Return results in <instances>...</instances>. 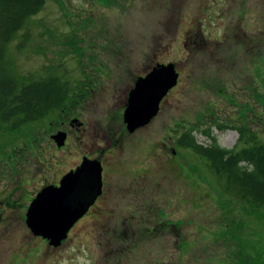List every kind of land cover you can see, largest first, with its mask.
<instances>
[{
    "label": "rangeland",
    "instance_id": "1",
    "mask_svg": "<svg viewBox=\"0 0 264 264\" xmlns=\"http://www.w3.org/2000/svg\"><path fill=\"white\" fill-rule=\"evenodd\" d=\"M189 29L223 42L214 47L199 39L196 52L187 54L178 42ZM262 44L264 0H46L9 45L11 68L23 83L60 77L74 92L68 106L82 121L119 130L120 100L111 99L122 96L118 90L133 73L160 61L173 63L180 74L146 129L107 157L115 167L109 180L125 191L109 198V209L119 205L120 218L128 216L127 193L133 187L128 183L143 173L155 230L135 225L134 241L99 246L82 221L58 248L30 233L25 213L41 184L60 159L63 173L82 155L78 132L71 146L49 150L46 140L61 119L54 113L14 132L0 127V264H264V211L226 190L205 159L176 144L193 128L197 143L208 145L201 131L215 124L210 123L215 116L229 127L244 123L264 144V107L257 103L264 97ZM102 64L111 69L106 77ZM93 68L107 87L93 92L98 96L88 98L85 113L77 88L93 78ZM242 112L245 118L239 119ZM212 136L225 149L237 144L233 129L213 127ZM171 150L179 157V170L164 159ZM54 152L57 157L51 158Z\"/></svg>",
    "mask_w": 264,
    "mask_h": 264
},
{
    "label": "trees",
    "instance_id": "2",
    "mask_svg": "<svg viewBox=\"0 0 264 264\" xmlns=\"http://www.w3.org/2000/svg\"><path fill=\"white\" fill-rule=\"evenodd\" d=\"M45 4L46 0H0V127L9 126L12 132L54 113L61 116L68 107L70 96L74 95L71 87L58 76L50 75L23 83L15 78L11 68L9 45L24 30L27 21L42 11ZM240 30L245 32L246 29L242 25ZM259 40L262 41V38L257 39V44ZM200 41L209 46L208 39L200 38ZM222 42L211 40L214 47ZM236 44L238 47L243 45L240 42ZM247 44L250 46L249 41ZM261 97V100L258 97L257 103L260 102L264 107V97ZM247 112H252L250 107ZM238 117L245 118L243 112ZM212 122L215 124L201 131L209 141L208 145L197 143L193 128L185 130L176 144L205 159L215 176L224 180L226 190L234 191L255 211H264V144L244 123L229 127L225 123H218L216 116ZM213 127L219 132L235 130L238 133L237 144L231 149L220 147L212 136Z\"/></svg>",
    "mask_w": 264,
    "mask_h": 264
},
{
    "label": "flooded vegetation",
    "instance_id": "3",
    "mask_svg": "<svg viewBox=\"0 0 264 264\" xmlns=\"http://www.w3.org/2000/svg\"><path fill=\"white\" fill-rule=\"evenodd\" d=\"M192 29L183 31L180 40L178 42L179 45H181L182 51L186 52L187 54L192 51H196V46L198 45V41L200 38L208 39L211 42V33H209L208 37L203 35L200 31L196 34H193ZM218 41V40H216ZM180 50V49H179ZM168 64H173L170 62H160L156 61L154 64L149 63L148 66L143 68L142 70L138 71V74L133 73L132 79L129 83L123 84V88H119L118 91L121 92L120 97L116 96V98L112 97L111 100L114 102H117L120 100V106L116 112V116L120 114L122 118V125L119 130L114 129L112 127L108 128H102L100 127L98 122V125H92L89 121L81 120L77 116V111L75 109H71V106H68L66 110L63 111V114L60 116L61 119L59 121L58 127L54 129V131L49 135V139L46 140V145H48L49 150L51 147L55 149V151H60L65 149L68 146H71L72 143V136L76 135L77 132L80 135V142L83 145L82 147V155L77 154V157H79L77 163L72 166L71 168H68L62 173V166L57 167L60 165V163H64L63 159H60L57 162V165L55 169H53L50 173V180L46 179L45 184L40 189V191L48 186H52L55 188H58L60 186V181L68 173L75 172L83 163L84 160L92 162H98L101 168V191L100 194L97 196L93 204H91L85 214L73 225V227L79 223V222H87L91 226V230L93 231L94 241L96 245L99 246H107V245H118L122 244L124 242L128 243L131 240H135V238H132L134 233L135 225L139 227V229H143L144 231L146 228L149 227L150 229L155 230L153 226L151 225V221L153 217L152 214V207H151V197H149L146 181L143 179V173L136 172L137 176H133L130 179V183H128L129 189L132 187V189L127 193L129 194V201L127 202L128 209L125 211V215L128 214V216L121 219L118 212H121L117 209V207H113L112 209H109L110 199L115 195H118V193L125 194V191L120 188V185L114 182L112 179L109 180L110 175L108 174L111 170H113L115 167H113V164L111 161L107 159L109 155H113V153L116 152V149L119 147L120 143L125 141L126 138H132V136H135L136 134L142 132L146 127L151 123L152 119L147 125L136 128L132 132H129L127 130L126 124L123 122V114L124 111L128 105V99L130 96V93L135 89L136 83L140 79H144L148 74L152 72L154 68L157 66H165ZM102 71L105 74V77L108 76V73H110V68H105V64H102ZM174 65V64H173ZM175 68V66H174ZM96 70V71H95ZM175 72L178 75L177 83L176 85L171 88L167 94L162 98V100L159 103V110L160 111L161 105L164 102L165 98L169 95V93L177 86L178 80L180 77V74L178 71ZM93 78L88 79L87 81L83 80V84H80L78 89V92L80 93L76 96H78V100L81 99L80 107L83 109V111L86 113L88 112V108L86 110V102H88V98H94L97 95V93H93L96 91L97 88H106L105 82L107 80H104V78L101 77L99 71L97 69H92V75ZM115 90V88H112ZM117 90V89H116ZM112 94L113 91L111 90ZM116 100V101H115ZM112 102V103H114ZM157 113V114H158ZM82 113L81 115H83ZM86 115V114H85ZM115 116V118H116ZM156 117V116H155ZM73 127H76L74 130V133L71 134L70 129ZM58 133H64L65 134V141L63 146L58 147L56 142L53 140V136H55ZM168 150V148L162 149ZM161 151V150H160ZM161 151V152H162ZM166 152H163L165 154ZM171 154L169 156L165 155L164 159L168 160L167 163L170 165H175L177 167V170H179V166L181 163L179 162V157L175 153V151L170 152ZM57 155L54 153L51 154V158H55ZM113 168V169H112ZM55 170V171H54ZM131 174H134L131 172ZM114 182V183H113ZM128 189V190H129ZM127 190V191H128ZM38 191V193L40 192ZM155 218L156 220L160 218V213L158 211L155 212ZM137 221V222H136ZM158 224V223H157ZM161 226V225H160ZM146 227V228H145ZM72 229V228H71ZM68 237V235H67ZM127 239V241H125Z\"/></svg>",
    "mask_w": 264,
    "mask_h": 264
},
{
    "label": "water",
    "instance_id": "4",
    "mask_svg": "<svg viewBox=\"0 0 264 264\" xmlns=\"http://www.w3.org/2000/svg\"><path fill=\"white\" fill-rule=\"evenodd\" d=\"M177 78L174 65L168 64L157 66L144 79L138 80L123 114L129 132L147 125L157 115L160 101L176 85ZM52 138L58 147L63 146L64 133ZM100 191L99 163L84 160L75 172L63 176L58 188L48 186L36 194L26 210L25 225L33 236L58 248Z\"/></svg>",
    "mask_w": 264,
    "mask_h": 264
}]
</instances>
